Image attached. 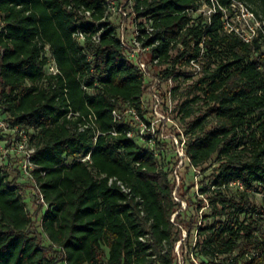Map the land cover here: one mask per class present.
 Wrapping results in <instances>:
<instances>
[{"label":"trees","instance_id":"1","mask_svg":"<svg viewBox=\"0 0 264 264\" xmlns=\"http://www.w3.org/2000/svg\"><path fill=\"white\" fill-rule=\"evenodd\" d=\"M204 5L209 14L200 10ZM240 5L257 23L247 41L229 23ZM136 8L138 16L153 18L154 37H166L155 48L156 79L187 71L191 59L201 67L195 77L172 78L191 79L177 104L182 120L191 117L175 133L184 158L177 172L216 161L200 188L208 193V211L184 225L187 235L194 229L197 264H264V0H138ZM103 13L102 0H0L9 39L2 42L0 106L13 125L31 131L38 166L32 180L46 207L37 230L18 184L0 166V264H173L186 213L172 195L177 155L170 140L150 147L126 136L128 122H113L112 110L127 102L138 107L148 85L122 58ZM76 29L88 33L83 45L72 36ZM38 41L51 47L56 78L43 80ZM89 114L95 131H79ZM88 153L89 160H80ZM171 162L173 170H165ZM116 181L131 189L130 197ZM145 229L149 245L139 240Z\"/></svg>","mask_w":264,"mask_h":264},{"label":"built area","instance_id":"2","mask_svg":"<svg viewBox=\"0 0 264 264\" xmlns=\"http://www.w3.org/2000/svg\"><path fill=\"white\" fill-rule=\"evenodd\" d=\"M138 0H125L120 4L119 0H102L104 7V13L101 18L102 22H107L108 27H113L115 31V37L119 41V46L122 49V58L126 59L129 63L133 64L143 75V78L148 85L146 93H144L138 102V107L130 105L128 102L123 105V110L114 108L111 112L113 122H128L132 127L126 131L128 138H134L140 143H145L147 146L152 147L154 141L157 140H170L174 145V151L177 155V164L173 170V175L178 182L177 169L184 163L183 152L180 148V137L175 133L165 132L163 126L167 123L166 117L158 110L160 105L159 94H157L156 86L161 83L159 79L154 76L159 74L161 65L159 64V52L156 51V47L166 41V37L160 34L159 37H154L158 28L155 27L154 20L151 16H138L136 3ZM71 6H69L70 8ZM140 10L143 9L142 4L138 6ZM204 14H209L212 8L205 5L200 8ZM86 19L91 18V12L84 10L83 6H79L77 10ZM251 16L252 14L247 11ZM91 36L94 43L99 41L100 32ZM7 30L4 22L0 18V59L4 52L2 42H8L6 37ZM73 38L77 43L83 45L87 39L88 33L76 29L73 34ZM244 40H248L249 36L243 37ZM40 47L39 59L43 61V80L47 77H57L60 74L59 68L55 61L51 47L48 43L38 41ZM201 67L197 62V59H191L189 61L188 70L182 73H173L167 78L166 82L170 85L166 88L165 93L167 98L172 96V83L173 76L180 74L181 76L195 77L200 74ZM81 87L86 90L87 88L82 84ZM5 107L0 106V166L4 168L6 166L5 157L14 153L18 158V170L24 176L33 178L32 171L37 168L31 157L35 151V147L30 141V130H25L19 125H13L11 119L4 112ZM77 113L69 112L68 117L76 116ZM94 116L88 115V119L79 124V131L92 130L95 131ZM155 126L156 129H155ZM98 132L95 133L94 138ZM154 155H157V151L154 150ZM80 160H89V153ZM114 178H109V184L112 183ZM121 190L131 196V189L120 181H116ZM36 187V195L38 203H44V199L41 193ZM176 189H174L172 195L176 201H180L176 197ZM135 200L139 202V206L142 200L135 196ZM142 214V211H141ZM139 240L149 245L152 243V239L145 229V233L139 236ZM179 241V240H178ZM165 250H163L164 252Z\"/></svg>","mask_w":264,"mask_h":264},{"label":"rangeland","instance_id":"3","mask_svg":"<svg viewBox=\"0 0 264 264\" xmlns=\"http://www.w3.org/2000/svg\"><path fill=\"white\" fill-rule=\"evenodd\" d=\"M119 1L120 4H122V2H124L125 0H119ZM233 13L235 15L229 21L230 25L232 27H236V30H239V32H242L244 36L248 37L252 29L255 28V26L257 25L256 22H253V16L247 13L245 7L242 5H240L239 8H235ZM190 81L191 79L184 77H181L176 82L173 81L172 86L177 84L178 89H176L174 95L172 94L171 98H167V96L164 94L166 88L170 86L167 82L162 81L156 86V90H157L156 92L157 94H159V98H160V105L158 106V110L167 119L166 121L167 123H165V125L163 126V130L165 132H171V133L182 132L185 126V122L189 121L191 118V117H186L185 120H182L180 118L182 114L177 113L178 110L177 104L178 102L183 100L179 92ZM196 109H198L197 106H195V110ZM199 113H200L199 111H196L193 115L196 116ZM156 127L157 126H155V129ZM166 150H167L166 155L170 157V155L173 154L171 143L170 145L168 144ZM5 162L7 165L4 166V168L8 171L10 179H13V182L17 183L20 188V192L23 196V199L25 200L26 209L33 221V227L37 230H40L39 229L40 217L46 207L43 203H38L37 201V195H36L37 190L34 181L31 178L24 176L19 172L18 158L14 153L7 155L5 157ZM172 162L171 165L168 164L166 166L167 169L165 170L168 171L172 169ZM215 165H216V161L213 158L201 167L193 168V167L185 166L182 167L177 172L179 179L177 185H175V189H178L179 186L182 187L180 192L179 191L176 192V197H178L179 200L181 201L180 203L181 209H184L186 207V209L183 210L186 213L183 215L184 216L182 219L183 221L178 223L177 226L181 238L174 245L173 264L199 263L197 256L195 255L193 250H191V248L193 247V243L195 241L194 229L191 231L190 235H187L186 228L184 227V225L185 223L188 222V219L191 217L193 218V220L199 222L200 220L199 216L202 215L204 212L208 211L207 202L205 201V196L208 193H201L200 188H204V186L206 185L208 186L207 176L210 174L211 169ZM154 179L162 183L160 174L154 176ZM175 184H176V179H175ZM177 193L178 194L182 193L183 194L182 197L180 198ZM261 200H262V195L256 194L255 202L257 204H260ZM202 201L204 202L205 206L202 207L201 209H198L197 208L198 202H202Z\"/></svg>","mask_w":264,"mask_h":264}]
</instances>
